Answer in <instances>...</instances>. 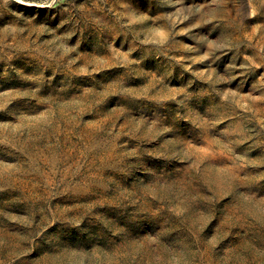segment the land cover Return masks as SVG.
<instances>
[{"label":"rangeland","instance_id":"rangeland-1","mask_svg":"<svg viewBox=\"0 0 264 264\" xmlns=\"http://www.w3.org/2000/svg\"><path fill=\"white\" fill-rule=\"evenodd\" d=\"M0 264H264V0H0Z\"/></svg>","mask_w":264,"mask_h":264}]
</instances>
